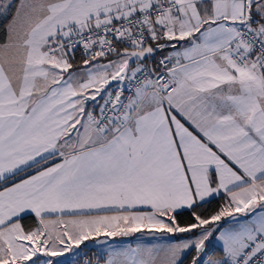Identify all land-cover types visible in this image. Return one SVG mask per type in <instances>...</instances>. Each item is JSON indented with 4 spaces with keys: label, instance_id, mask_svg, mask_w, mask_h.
Here are the masks:
<instances>
[{
    "label": "snow or ice",
    "instance_id": "1",
    "mask_svg": "<svg viewBox=\"0 0 264 264\" xmlns=\"http://www.w3.org/2000/svg\"><path fill=\"white\" fill-rule=\"evenodd\" d=\"M0 264H264V0H0Z\"/></svg>",
    "mask_w": 264,
    "mask_h": 264
},
{
    "label": "crops",
    "instance_id": "2",
    "mask_svg": "<svg viewBox=\"0 0 264 264\" xmlns=\"http://www.w3.org/2000/svg\"><path fill=\"white\" fill-rule=\"evenodd\" d=\"M135 237H137V234H136V236H133V237H124V238H116L117 240H124L125 242H129V243H133V239L135 238ZM93 253H92V255H90L89 254V256H91V258H93Z\"/></svg>",
    "mask_w": 264,
    "mask_h": 264
},
{
    "label": "rangeland",
    "instance_id": "3",
    "mask_svg": "<svg viewBox=\"0 0 264 264\" xmlns=\"http://www.w3.org/2000/svg\"><path fill=\"white\" fill-rule=\"evenodd\" d=\"M140 234H137V236H139ZM144 239L147 240H151V237H144ZM136 241V237L133 239V243ZM90 255H92V253H90ZM91 257V256H90ZM93 259H95V256L93 255Z\"/></svg>",
    "mask_w": 264,
    "mask_h": 264
},
{
    "label": "trees",
    "instance_id": "4",
    "mask_svg": "<svg viewBox=\"0 0 264 264\" xmlns=\"http://www.w3.org/2000/svg\"><path fill=\"white\" fill-rule=\"evenodd\" d=\"M213 208H215L216 207V205L215 204H213V206H212Z\"/></svg>",
    "mask_w": 264,
    "mask_h": 264
}]
</instances>
